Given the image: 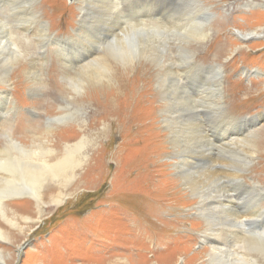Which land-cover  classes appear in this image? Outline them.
I'll list each match as a JSON object with an SVG mask.
<instances>
[{"label": "bare ground", "instance_id": "6f19581e", "mask_svg": "<svg viewBox=\"0 0 264 264\" xmlns=\"http://www.w3.org/2000/svg\"><path fill=\"white\" fill-rule=\"evenodd\" d=\"M29 1L34 0H5L9 3L7 10H0V83H8V71L14 67L17 59H23V56L33 58L32 38L35 39L33 43L40 48L52 42L58 61L54 62L52 68L60 75L64 97L55 116L47 117V128L53 122L75 120L82 135L74 139L60 132L52 134L48 128L46 135L54 137V140L42 142L34 137L31 138V144H26L22 138L15 137L16 130L5 131L0 142V221L8 227L17 228L18 218L24 222L33 220L20 213V209L11 207L9 201L13 198H30L38 220L48 204L56 206L76 191L80 182L84 181H81L84 175L95 172L99 163L104 164V150L108 145L101 144L104 146L94 158L88 156L83 150L91 143L85 133L100 120H107L108 126L116 125L121 138L120 146H117L112 157L117 171H120L118 175L124 173L123 177L117 176L111 186L112 207L118 212L125 208L133 223L130 224L132 229L138 228L139 234L144 227L154 232L155 238L149 240L156 246L151 248L152 257L156 258L161 252L171 253L170 262L155 259L153 264H178L180 257L181 264H194L198 259H203V264H264V206L261 204L264 187L247 173L258 148L256 145H243L245 141L240 131H237L253 119L238 118L234 122L235 119L228 115L220 120L213 115L211 121H204L199 114L200 108L214 114L224 106L219 97L221 64H200L201 72L195 73L192 70L196 66L192 63L196 53L194 49L176 48L175 53L166 49V37L169 39L171 35L180 38L187 32L193 33L192 41L204 39L207 31L204 32L202 27L197 30L193 28L198 23V13L192 14L181 24L183 19L172 16V11L165 5L161 11L164 12L161 16L165 15V20L159 24L158 21L155 23L144 18L135 19L138 18L137 11H147V0H142L141 5L136 4L135 9L130 6L134 1L129 3L126 0L129 13L119 6L123 0H75L78 22L73 36L52 40L36 11L27 7ZM193 1L200 3V0ZM204 10L209 14V7L206 6ZM11 16L18 17L16 21L20 24L31 22L36 25L15 28V24L9 23V26L7 22ZM262 33L264 27L260 32L239 31L237 37L246 41L250 36ZM152 41H156L157 46L151 48L147 58L155 65H139L143 72L132 78L121 75L117 64L124 67L137 56L146 55L145 47ZM69 47L74 51V56L66 59L68 54L65 53ZM81 48H85V60L77 61V50ZM97 48L100 50H95ZM30 62L33 68L35 58ZM22 68L16 70L19 77L24 72ZM113 68L117 69V85L105 93L104 99H95V116L86 113L83 106L74 105V97L88 86L96 87L93 92L97 94L100 91L98 86L110 85L109 74ZM28 70L26 72L35 75V72ZM20 78L17 79L16 88L23 86ZM151 78L157 84L154 96L160 100L157 115L164 128L161 134L150 131L152 122L148 125L141 123L151 118L150 110L137 112L146 101H153L154 97L149 100L145 97L149 93ZM190 79L200 84L194 93H190L186 87L188 82L185 80ZM37 82L42 85L40 78ZM6 100L5 96L0 106L5 105ZM160 137H164L160 145L168 150V160L148 167L147 162L161 153L156 145H152ZM138 166L140 169L134 174L126 170H134ZM166 166H169L170 173L175 174L174 178L167 177ZM51 184L53 186L49 187ZM180 191H186L191 196L188 200L192 204L189 210L198 217L191 220V226L199 227L197 236L206 245L205 249L191 255H186V251L194 238L182 233H170L184 220L162 216L164 206L169 210L183 207L179 200ZM47 197L48 200H45ZM25 202L30 203L27 200ZM242 204L248 207L239 211L237 206ZM133 234L136 236L134 231ZM10 235L11 232L0 222V243L11 241ZM142 245L144 242L132 243L137 251L135 256L138 262L135 264H146L140 260L145 248ZM139 247L142 248L140 251ZM5 260L6 253L0 247V264H7ZM127 261L128 258L123 263L127 264Z\"/></svg>", "mask_w": 264, "mask_h": 264}, {"label": "rangeland", "instance_id": "374dc122", "mask_svg": "<svg viewBox=\"0 0 264 264\" xmlns=\"http://www.w3.org/2000/svg\"><path fill=\"white\" fill-rule=\"evenodd\" d=\"M128 1L129 3L134 1L133 5L130 6L135 9L136 4L141 5L142 0ZM75 3V0H34L32 2L29 1L27 7L30 6L36 11L38 18L48 29V34L51 36L50 39L55 40L57 37L73 36L78 22V11ZM145 3L148 6V9L146 8L147 11L143 13L137 11L138 18L135 17V19L144 18L143 20H151L155 23L158 21L157 23L161 24L165 20V15L164 17L161 16L164 14L161 11H163L165 5L168 6L170 12L172 11V16L183 19L181 24L187 21L192 14L194 16L196 12L198 13V18L196 19L198 23L193 28L197 30L198 27H202L204 32L207 31L204 39H194L192 41L193 33L188 34L187 32H184V37L180 38L171 35L169 39L166 37V49L172 53L176 48L188 47L189 49H194L196 53L192 63L193 65L196 64V66L194 65L192 70L195 73L201 72L200 64L204 66L221 64L222 76L220 75L219 78L222 90L219 88V97L224 106L219 111H215L214 114L200 108L199 114L204 121L206 119L211 121L213 115L218 120L228 115L229 118L235 119L234 122L238 121V118L253 119L248 124L240 126L237 131H240V136L245 141L243 145H256L258 148L254 162L250 166L251 170L249 169L247 173H250L249 176L254 177L264 187V34L250 36L246 41H241L237 37L239 31L245 33L255 30L260 32L262 30L264 27V0H200V5L193 0H147ZM152 3L154 4L152 5ZM0 4V10L6 11L9 3L5 2V0H0ZM119 6L125 8V13H129V5L126 0H123ZM206 6L210 8L209 14L204 10ZM17 19L18 17L16 16L8 17L7 25L9 23L15 24L17 26L15 28L27 25L33 27L36 25V23L31 22H27L25 25L20 24L16 21ZM181 31L183 32V30ZM33 39L31 41L34 42L35 39ZM33 42H31L34 45H32L34 48L33 58L36 61L34 67L32 68L30 62L33 58L28 59L23 56V59H17L14 62V67L8 71V83L6 85L0 83V103L4 102L5 96L7 99L6 104L0 106V142L6 132L10 130H16L15 137L18 139L19 137L22 138L26 144H31V138L34 137L37 141L42 142L46 139L54 140V137L49 138L46 135L48 128L52 134L60 132L63 135L77 139L82 133L79 131L75 120L53 122L47 128V117L49 115L55 116L54 114L57 113L59 104L64 97L63 85L60 82V75L54 72L56 70L52 68L54 62L58 63L55 55V44L50 42L46 45L47 47L40 48ZM155 46H157L156 41L147 44L145 47L146 55L137 56L127 66L122 67L117 64L120 74L126 76V78H132L143 72V69L138 67L139 65L149 64L153 67L155 63L147 58V53ZM84 49L77 50V61L85 60L83 59L86 56L84 55ZM95 50L100 49L97 48ZM69 51L70 53H68ZM65 54H68L66 59L73 58L74 51L69 47L66 49ZM18 68H22V71L25 72L21 73V78L17 76L18 71L16 70ZM28 69L35 72V75L26 72ZM116 70L113 68L109 74L110 85L106 87L98 86L97 88L100 91L97 94L93 92V88L96 87L93 85L88 86L79 96L74 97V105L83 106L86 113L95 116V112L97 114L95 99H104L105 93L111 87L117 85ZM18 78L21 80L20 83H23L20 88H16ZM39 78L42 81L41 86L37 82ZM185 81L188 82L187 86H185L190 93H194L198 88L197 86L200 85L199 82H194L193 79ZM148 86L149 93L145 97L147 100L154 97L153 101H146L142 107L137 109V112L150 110L152 113L151 118L148 117L141 123L148 125L149 122H152L150 131L161 134L164 128L161 118L157 115L160 100L154 96L157 84L153 78L150 79ZM36 87H39V89H34ZM216 118L215 121L218 122ZM107 122V120H100L98 124L87 129L88 131L85 134L91 144L86 145L83 150L85 154L94 158L98 150L104 146L101 144H108L105 150L103 149L105 155L104 164L101 165L99 163L95 172L84 175L81 179V181H84L80 182L76 191L65 197V201L63 200L56 206L48 204L49 208L46 207L43 215L38 220L36 219L37 214L34 204L30 198L18 197L9 201L13 209H20V213L32 217L33 220L24 222L18 218L19 227L17 228L8 227L0 221L11 232V241L0 243V247L6 253L5 261L7 264H124L123 261L127 260V258L129 260L127 264H135L138 260H136L135 256L137 255L136 246L132 247L133 241L144 242V246L142 245L141 247L145 248L141 252L140 260L146 264L155 263V259H159L160 262H170L172 258L170 252L159 253L158 258L151 256V248H156L149 241L155 238L154 232L150 231L151 229L147 230L144 227L140 235L138 228L132 229L131 225L133 223L129 220L126 209L122 208V211L118 212L112 207L114 201L111 186L114 183V179L117 176L123 177L124 173L118 175L120 171H117L116 162L112 157L113 152L120 146L121 138L116 125L111 127L108 126ZM213 133L217 132L214 131ZM163 138H157L155 144H152L156 145V148L161 153L154 157L151 160L152 162H147L148 167L158 163H165L168 160V150L164 145H160ZM51 146L54 147V145ZM89 162L92 163L93 160H89ZM168 167L166 166L168 170L167 177L174 178L175 174L170 173ZM133 169L126 168V170L131 172L130 174H134L138 171L137 169H140V166ZM121 170H123V167ZM100 174L102 175L100 176ZM51 186L53 184L49 187ZM54 191L55 193L57 192L56 189ZM185 192L180 191L178 193L183 207H180L179 210H169L168 207L164 206L162 216L184 220L178 228L172 229L170 233L173 235L182 233L194 238L186 251V255H191L196 251L205 249L206 245L201 243L197 236L199 227L197 225L191 226V220L193 218L198 219V217L189 210L192 206L188 202L191 196L188 192ZM25 200L30 201V203L27 204ZM45 200H48V197ZM13 204L17 206H13ZM261 204L264 206V200L261 201ZM27 205H29V208ZM248 205L245 207L242 204L237 206V209L242 211ZM23 207L24 210H22ZM133 231L137 237L133 234ZM201 261L203 262V259H198L194 264H203ZM181 262L180 257L178 264H181Z\"/></svg>", "mask_w": 264, "mask_h": 264}]
</instances>
